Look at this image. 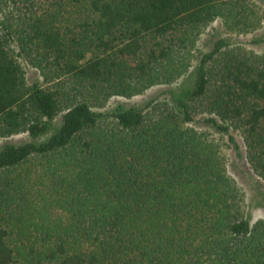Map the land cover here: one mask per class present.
Segmentation results:
<instances>
[{
	"label": "trees",
	"instance_id": "trees-1",
	"mask_svg": "<svg viewBox=\"0 0 264 264\" xmlns=\"http://www.w3.org/2000/svg\"><path fill=\"white\" fill-rule=\"evenodd\" d=\"M216 19L264 40L253 0H0V264H264L222 149L264 182V51Z\"/></svg>",
	"mask_w": 264,
	"mask_h": 264
},
{
	"label": "rangeland",
	"instance_id": "rangeland-1",
	"mask_svg": "<svg viewBox=\"0 0 264 264\" xmlns=\"http://www.w3.org/2000/svg\"><path fill=\"white\" fill-rule=\"evenodd\" d=\"M253 1L258 5L259 9L260 5L264 9V1ZM262 31L263 28H258L257 30L249 33H235L234 31L231 32L224 27L221 20L216 19L201 31L197 40V51H209L212 47V43L214 42V40L219 37H224L231 43V45L240 46L241 48H246L248 50H253L254 52L260 53L264 51V40L260 42V34L262 33ZM18 60L24 72L25 79L28 83H31L36 80H42V77L36 68L32 67L22 58H18ZM182 80H179L177 83L170 86L158 85L151 87L144 93L134 95L132 97L112 96L107 101L104 107L94 108V110L98 112L108 111L117 104L141 105L151 97H164L166 89L177 86L182 82ZM195 126L203 128V125L200 122L196 123ZM232 134L236 139V142L239 146V152L242 156H237L234 150H232L226 145H223L222 149L226 156V166L228 172L231 174L232 177L235 178L242 191L245 192L246 202L249 204L248 210L250 212L251 218H264V182L257 177V175L250 169V167L246 163L245 158L243 157V142L238 131L232 130ZM25 137L26 135L24 134H17L7 139L10 141H19L24 139ZM3 141L4 139H0V144Z\"/></svg>",
	"mask_w": 264,
	"mask_h": 264
}]
</instances>
